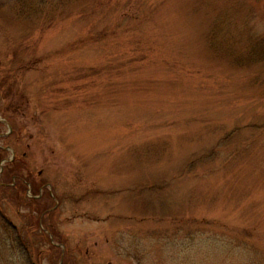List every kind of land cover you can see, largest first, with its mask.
I'll list each match as a JSON object with an SVG mask.
<instances>
[{
	"label": "rangeland",
	"instance_id": "1",
	"mask_svg": "<svg viewBox=\"0 0 264 264\" xmlns=\"http://www.w3.org/2000/svg\"><path fill=\"white\" fill-rule=\"evenodd\" d=\"M15 1L0 0L3 114L62 198L67 258L264 264V53L246 47L264 0ZM13 195L0 264H59Z\"/></svg>",
	"mask_w": 264,
	"mask_h": 264
},
{
	"label": "flooded vegetation",
	"instance_id": "2",
	"mask_svg": "<svg viewBox=\"0 0 264 264\" xmlns=\"http://www.w3.org/2000/svg\"><path fill=\"white\" fill-rule=\"evenodd\" d=\"M2 97L3 94L0 92V189L13 191L12 201L14 203H19L22 208L32 209V212L36 211L40 214L36 221L39 222L38 227L43 233V240L41 241H46L45 235L49 239V244L51 243L60 250L59 260H62V264H73L72 260L67 258L69 254L62 252V239L55 236V233H50L56 225V219L53 220V218L58 216V206L62 204V198L58 197L59 201L51 188V184L42 178L44 177L42 169L35 172L30 162L27 161L30 155L28 153L30 146L26 144L24 148L19 147V144L22 143L19 140L20 132L23 131L22 127L17 124V127L14 126L10 119L3 114V111L15 113L17 108L11 103L12 106L4 110L3 106L6 104ZM2 101L3 103H1ZM20 116L22 121L27 118L32 121V117H28L25 112H22ZM9 139H14L15 144L12 145L14 148L8 145ZM44 219L46 228L43 226ZM53 237H57L60 244H55ZM69 258L73 259V257Z\"/></svg>",
	"mask_w": 264,
	"mask_h": 264
},
{
	"label": "trees",
	"instance_id": "3",
	"mask_svg": "<svg viewBox=\"0 0 264 264\" xmlns=\"http://www.w3.org/2000/svg\"><path fill=\"white\" fill-rule=\"evenodd\" d=\"M84 1V0H81ZM4 5V1H2ZM30 2V0H29ZM29 2H26L25 0H16L15 1V11L16 13L18 12H22V13H27L30 15H33L37 12L40 11V8H35L32 7V4H30ZM64 3V0H62V4ZM43 4V3H41ZM1 5V6H2ZM222 31L218 32L217 34H214L212 38H216V36L220 35ZM212 39V40H214ZM246 47L249 50H251V56L253 57V59L251 60L252 64H256V63H260L262 62V57L259 56L260 53H264V35H253L251 37H248L247 41H246ZM241 58L243 60L244 56H240V57H235V59ZM234 63L236 64V62L234 61ZM7 190V189H5ZM4 190V191H5ZM43 242V241H41Z\"/></svg>",
	"mask_w": 264,
	"mask_h": 264
}]
</instances>
